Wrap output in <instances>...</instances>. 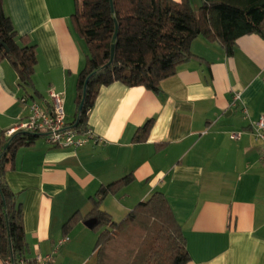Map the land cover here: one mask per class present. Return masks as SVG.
I'll return each instance as SVG.
<instances>
[{"label":"crops","instance_id":"crops-1","mask_svg":"<svg viewBox=\"0 0 264 264\" xmlns=\"http://www.w3.org/2000/svg\"><path fill=\"white\" fill-rule=\"evenodd\" d=\"M2 5L35 48L33 101L49 106L48 91L61 93L71 123L85 56L71 26L75 0ZM234 46L227 56L216 41L195 38L193 58L156 92L119 81L101 87L85 124L96 139L81 148L53 147L40 135L6 157L4 180L22 211L25 258L54 251L55 264H98V232L86 226L87 214L101 186L129 174L131 182L106 195L100 211L119 221L136 202L162 191L183 230L187 264H264V143L250 133L264 114V38L243 35ZM16 80V70L0 58L3 136L27 114ZM233 93L241 100L231 108ZM148 120L145 139L137 141ZM235 132L240 138L233 140Z\"/></svg>","mask_w":264,"mask_h":264},{"label":"trees","instance_id":"trees-1","mask_svg":"<svg viewBox=\"0 0 264 264\" xmlns=\"http://www.w3.org/2000/svg\"><path fill=\"white\" fill-rule=\"evenodd\" d=\"M71 26L84 43L83 67L77 74V129L84 128L87 113L101 87L114 82L126 86H144L158 91L159 82L175 72L180 63L193 58L192 41L201 36L216 41L227 56L235 50V40L243 35L258 34L264 38V0H75ZM0 0V58L6 59L17 73L22 98L34 100L36 89L31 81L36 55L34 45L19 36ZM117 35L113 39L116 26ZM114 57L110 65V49ZM85 95L82 107L79 102ZM151 120L146 121L143 141ZM38 133L15 131L0 134V257L17 263L24 257L25 243L20 204L4 180L6 157L29 146ZM10 141L5 149L2 145ZM129 174L101 186L93 208L87 216L95 220L91 226L98 232L95 242L98 264H187L189 254L183 230L173 216L162 191H154L146 200L138 201L117 221L99 210L100 201L109 193H118L131 182ZM74 214L65 223L68 226Z\"/></svg>","mask_w":264,"mask_h":264},{"label":"built area","instance_id":"built-area-1","mask_svg":"<svg viewBox=\"0 0 264 264\" xmlns=\"http://www.w3.org/2000/svg\"><path fill=\"white\" fill-rule=\"evenodd\" d=\"M50 104L49 106H43L36 101H29L22 99L26 103L27 114L18 119L17 124L13 129L8 131V135H11L15 131H25L38 133L41 136L44 135L47 144L55 147H72L74 149L81 148L86 145L90 140L96 139L94 133L88 126L77 129L73 127L65 118L64 105L62 104V94L49 90ZM230 107L234 108L238 105L241 98L239 93H233L231 96ZM242 113L246 116L247 110L241 107ZM250 133L254 136L255 140L262 141L264 143V114H262L257 120L252 121L250 125ZM240 133H231L229 136L231 139H239ZM262 158H264V144H262ZM68 238L66 236L59 239L57 246L65 242ZM5 264H55L54 251L47 254L36 253L32 258L27 259L23 257L19 258L17 263L13 261L5 260Z\"/></svg>","mask_w":264,"mask_h":264},{"label":"water","instance_id":"water-1","mask_svg":"<svg viewBox=\"0 0 264 264\" xmlns=\"http://www.w3.org/2000/svg\"><path fill=\"white\" fill-rule=\"evenodd\" d=\"M111 10H113L112 0H111ZM115 26H116V25H115ZM117 29H118V26H116V28H115V32H114V34H113V39H115V37H116V35H117ZM110 52H111V54H110V58H109L108 62L105 64V66L110 65V63H111L112 60H113L114 52H115V51H114V45L111 46ZM87 81H88V78H87V80L85 81L84 86H83V90H82V91H83V96H82L81 101L79 102L78 111H80V109H81V107H82V105H83L82 102H83L84 95H85V85H86ZM77 123H78V120L75 121V123L73 124V127H75V126L77 125ZM9 143H10V141L5 142V143L2 145V149H5V148L7 147V145H9ZM94 223H95V220H94V219H90V220H88V221L85 222L86 226H88V227H91Z\"/></svg>","mask_w":264,"mask_h":264},{"label":"rangeland","instance_id":"rangeland-1","mask_svg":"<svg viewBox=\"0 0 264 264\" xmlns=\"http://www.w3.org/2000/svg\"><path fill=\"white\" fill-rule=\"evenodd\" d=\"M198 2H201V1L198 0ZM199 4H200V3H199Z\"/></svg>","mask_w":264,"mask_h":264}]
</instances>
